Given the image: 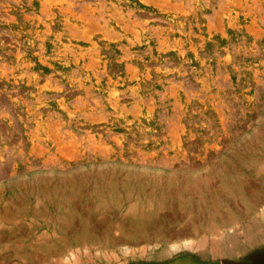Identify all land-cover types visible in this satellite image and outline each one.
Masks as SVG:
<instances>
[{"label":"rangeland","instance_id":"rangeland-1","mask_svg":"<svg viewBox=\"0 0 264 264\" xmlns=\"http://www.w3.org/2000/svg\"><path fill=\"white\" fill-rule=\"evenodd\" d=\"M181 255L264 264V0H0V264Z\"/></svg>","mask_w":264,"mask_h":264},{"label":"crops","instance_id":"crops-1","mask_svg":"<svg viewBox=\"0 0 264 264\" xmlns=\"http://www.w3.org/2000/svg\"><path fill=\"white\" fill-rule=\"evenodd\" d=\"M176 262H180V264H196L191 258L185 255H181L175 258H168L161 262V264H173Z\"/></svg>","mask_w":264,"mask_h":264},{"label":"bare ground","instance_id":"bare-ground-1","mask_svg":"<svg viewBox=\"0 0 264 264\" xmlns=\"http://www.w3.org/2000/svg\"><path fill=\"white\" fill-rule=\"evenodd\" d=\"M177 249H178V247H177Z\"/></svg>","mask_w":264,"mask_h":264}]
</instances>
